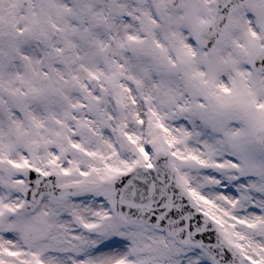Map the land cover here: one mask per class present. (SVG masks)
<instances>
[{"label":"snow or ice","instance_id":"1","mask_svg":"<svg viewBox=\"0 0 264 264\" xmlns=\"http://www.w3.org/2000/svg\"><path fill=\"white\" fill-rule=\"evenodd\" d=\"M0 264H264V0H0Z\"/></svg>","mask_w":264,"mask_h":264}]
</instances>
